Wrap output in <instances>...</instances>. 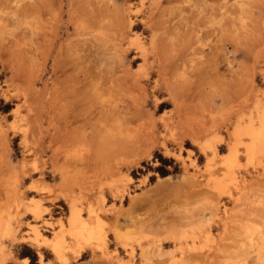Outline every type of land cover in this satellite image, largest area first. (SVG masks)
I'll return each mask as SVG.
<instances>
[{"label":"rangeland","instance_id":"rangeland-1","mask_svg":"<svg viewBox=\"0 0 264 264\" xmlns=\"http://www.w3.org/2000/svg\"><path fill=\"white\" fill-rule=\"evenodd\" d=\"M139 4L0 0V209L42 187L60 201L41 202L51 220H68V196L84 217L102 209L110 254L85 248L70 264H264V159L241 156L232 181L217 156L212 175L189 133L228 152L223 121L264 94V0H145L129 38L164 67L176 101L161 106L153 80L135 79L143 61L125 38ZM4 244L9 264H39L36 247Z\"/></svg>","mask_w":264,"mask_h":264},{"label":"bare ground","instance_id":"bare-ground-1","mask_svg":"<svg viewBox=\"0 0 264 264\" xmlns=\"http://www.w3.org/2000/svg\"><path fill=\"white\" fill-rule=\"evenodd\" d=\"M139 1V6H136L137 8L134 10L131 8L128 13V25H130L127 27L129 31L125 32V38L127 39L128 47H130V49L136 50L138 58L143 61V65L140 68L138 74L136 73L137 76L135 79L138 80L139 83L143 82V80H153V96L157 100L156 102L158 106L164 105L165 103L168 104L169 102L166 99H172L175 103L176 100L172 97V95L167 93V91L164 92V89H167L161 82V74L164 70V67L162 66V68L158 67V69H155L153 64L149 63L150 51L146 40L144 41V39L140 35L129 38L131 32H133V30L137 28V25H135V21L131 16L134 15L135 18L138 19L140 8L145 4V0ZM154 69L156 70L157 74H155ZM154 75L158 77L153 78ZM166 94L169 95L167 96V98H160L161 95ZM245 100V102L242 104L240 102L238 103V110L234 115L229 116L230 118L223 121L224 127L227 128L228 132V140L226 142L228 152L220 154L221 147L217 143L222 141L223 139L218 140L214 138L201 143L202 141L199 142L200 135L196 134V132H193V130L189 131L191 135L194 133L191 136V139L200 148L201 154L207 157L206 164L209 168L208 171L212 169V166L214 165L213 162H215L217 156H223L222 158H224V160L222 164L224 165V167H227L229 174L228 176L230 177L232 176V170L234 169V167H237L241 156L246 157L250 160L256 158L264 159V94L260 95L256 91L252 90L249 98ZM169 122L171 121L169 120L163 125L166 131H170L169 136H164V138L166 139L168 137L172 138V136L175 134L176 129H173V134L171 126H173L172 124L175 122H171L172 124H170ZM220 128L221 127H219V125L215 124L210 127V130H207L206 128L205 130L208 132H211V130L213 132H216L217 130H220ZM201 130L204 132L203 129ZM201 130H199L200 133L202 132ZM203 132L201 134H203ZM186 134L187 133L184 134V138H186ZM187 135L190 136L189 134ZM183 137L179 136L178 139L180 138L181 141V138ZM170 153L171 151L169 150L168 154ZM192 153L193 151H188L189 157L192 156ZM173 154L174 156L183 158L184 150L181 149L179 153ZM192 164V166H196V161L193 160ZM209 173L212 174L215 172L211 173L210 171ZM219 175H221V173ZM230 180L236 181L234 177ZM211 184L214 185L213 182ZM246 185L247 184H245L244 182L242 184V189L240 188V186L237 187L238 192L239 190H241V193L238 194L241 195L245 191L244 189L247 188ZM213 188L218 189V186L214 185ZM211 193L214 192L211 191ZM38 196L40 198L37 200L35 199L36 202L34 201L26 204L18 201V204L13 207L12 212L11 210L3 211L0 209V264H9L12 260L13 251H8L6 249V246L4 244V241L6 239H10L12 243L21 246L23 249H25L24 245L36 247L38 250L39 264H70L72 260H76L82 255V250L85 248L90 249L94 255H96L97 252H100L101 257L110 254L108 249L107 237V224H109V222L105 220V213L102 209L94 208L89 204V206L87 207V217H84V215L82 214L83 209H81L72 200H70V196L66 195L69 197L68 203L70 204V214L68 220H51L54 213L53 208H47L49 209V211H45V209L43 210L42 208L43 206L41 202L46 201L55 205L60 202L58 200V197L54 195L52 190L45 191L43 187L41 191L38 192ZM241 196L239 197L238 195L236 196L237 199H235L240 200ZM15 203H17V200ZM46 212H49L48 216H50V219H45V215H47ZM23 218L30 219L23 220ZM23 225L25 227V230H20ZM126 255L127 258H129V262H133L134 251L130 250ZM50 257H52L53 259H51ZM174 259L171 264H187L182 257L180 261ZM23 264H28V260H24Z\"/></svg>","mask_w":264,"mask_h":264}]
</instances>
